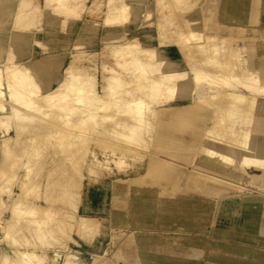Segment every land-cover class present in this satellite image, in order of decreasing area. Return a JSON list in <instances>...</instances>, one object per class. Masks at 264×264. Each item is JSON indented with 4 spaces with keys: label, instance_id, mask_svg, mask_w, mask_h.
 <instances>
[{
    "label": "bare ground",
    "instance_id": "obj_1",
    "mask_svg": "<svg viewBox=\"0 0 264 264\" xmlns=\"http://www.w3.org/2000/svg\"><path fill=\"white\" fill-rule=\"evenodd\" d=\"M86 1L0 0V264H54L63 249L58 264H78L68 242L103 234V218L76 210L94 133L105 149L122 146L109 160L118 169L148 144L169 160L196 149L185 192L220 196L264 181V42L257 64L241 56L252 46L236 43L256 38L257 4L264 26V0H201L200 31L184 15L199 0H155L156 36L146 5L133 33L143 0ZM82 11V30L102 25L113 59L101 89L76 48L61 78V55L31 49L43 16L51 32H68Z\"/></svg>",
    "mask_w": 264,
    "mask_h": 264
},
{
    "label": "rangeland",
    "instance_id": "obj_2",
    "mask_svg": "<svg viewBox=\"0 0 264 264\" xmlns=\"http://www.w3.org/2000/svg\"><path fill=\"white\" fill-rule=\"evenodd\" d=\"M87 1L88 6L90 0ZM154 2L143 0L133 33L144 29L140 27L141 17L149 8L154 10L150 16L153 23L146 28L156 36ZM200 2L184 13L186 18L195 21L193 26L199 31L203 27ZM261 9L262 6L257 4L256 26L253 27L256 38L236 42L252 46L241 51V56L250 64L259 63L261 51L258 45L264 42ZM85 19L86 13L82 11L73 31L51 32L43 16L31 31V38H36H32L31 49L36 51V56L41 53L62 56V63L55 71L58 78H61L70 56L77 50L81 51L78 64L89 67L95 74L97 88L101 89L102 68L112 65L109 62L113 59L104 46L103 26L99 24L87 32V29L82 30ZM8 32L9 27L3 31L4 34ZM78 36L83 44L73 47L72 43ZM170 36L173 39L175 34ZM33 42L45 44L42 45L44 51ZM171 45L172 40L168 46ZM94 134H91V142L86 143L84 160L87 162L84 161L81 168L76 210L77 214L91 215L99 220L103 218L104 232L94 243L90 242L92 244L78 238L68 242V249L77 253L78 264H264V181L250 186L241 184L220 196L185 192L182 187L187 182L196 149L179 152L169 160L159 154L157 146L148 144L150 148L147 150L146 147L134 148V154L124 156V168L118 169L112 162L120 158L119 148L122 146L114 147L113 151L105 149L103 143L108 142L107 137L98 143L96 134L92 136ZM111 159L112 162L109 161ZM5 218L6 214L1 220ZM62 252L65 250L56 252L54 264L61 261Z\"/></svg>",
    "mask_w": 264,
    "mask_h": 264
},
{
    "label": "crops",
    "instance_id": "obj_3",
    "mask_svg": "<svg viewBox=\"0 0 264 264\" xmlns=\"http://www.w3.org/2000/svg\"><path fill=\"white\" fill-rule=\"evenodd\" d=\"M2 33H3V32H2ZM3 34H4V33H3ZM7 34H8V33H7ZM7 34H4V36H5L4 38H5V39H6V35H7ZM34 55L36 56V51L34 52ZM26 57H27V56H23L22 59L24 60V59H26Z\"/></svg>",
    "mask_w": 264,
    "mask_h": 264
}]
</instances>
